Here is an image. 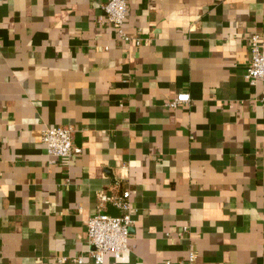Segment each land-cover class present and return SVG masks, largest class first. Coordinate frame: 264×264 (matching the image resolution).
I'll return each instance as SVG.
<instances>
[{
	"label": "crops",
	"instance_id": "crops-1",
	"mask_svg": "<svg viewBox=\"0 0 264 264\" xmlns=\"http://www.w3.org/2000/svg\"><path fill=\"white\" fill-rule=\"evenodd\" d=\"M107 1L0 0V264H99L88 220L127 190L129 250L101 264H264V0H128L140 45ZM50 126L81 152L51 155Z\"/></svg>",
	"mask_w": 264,
	"mask_h": 264
},
{
	"label": "built area",
	"instance_id": "built-area-1",
	"mask_svg": "<svg viewBox=\"0 0 264 264\" xmlns=\"http://www.w3.org/2000/svg\"><path fill=\"white\" fill-rule=\"evenodd\" d=\"M102 9L101 22L111 24L121 40H133L136 45L142 43L140 38L132 37L124 28L125 19L129 12L128 0H108L102 5ZM249 51L246 78L250 84L255 85L259 81H264V51L259 33H253L249 36ZM190 101V94L181 92L175 98L167 101L166 105L177 108ZM74 131L72 126L46 127L42 133V141L51 155L71 157L81 152V148L74 145ZM130 196L129 190L124 191L122 195L112 197H108L106 194L100 195L102 201L112 200L123 213L120 216L97 213L89 218L87 223L88 243L90 245L89 257L96 263H103L108 254L118 259L129 250L131 226L134 223V210ZM65 259L63 257L61 261ZM196 260L197 253L191 250L183 264H196ZM72 261L75 264H82L84 257H74Z\"/></svg>",
	"mask_w": 264,
	"mask_h": 264
}]
</instances>
